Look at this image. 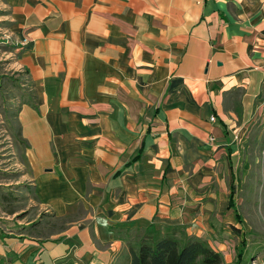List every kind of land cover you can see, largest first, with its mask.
Instances as JSON below:
<instances>
[{
  "label": "crops",
  "instance_id": "1",
  "mask_svg": "<svg viewBox=\"0 0 264 264\" xmlns=\"http://www.w3.org/2000/svg\"><path fill=\"white\" fill-rule=\"evenodd\" d=\"M5 3L27 39L19 123L42 219L0 222V264H117L134 233L175 226L221 254L227 168L264 125V0Z\"/></svg>",
  "mask_w": 264,
  "mask_h": 264
},
{
  "label": "rangeland",
  "instance_id": "2",
  "mask_svg": "<svg viewBox=\"0 0 264 264\" xmlns=\"http://www.w3.org/2000/svg\"><path fill=\"white\" fill-rule=\"evenodd\" d=\"M26 42V38L17 34L12 11L5 0H0V222L3 230L11 227L7 222L32 226L40 224L42 219L32 222L39 214V207L32 192L31 168L21 143L19 123L23 104L34 99V89L28 84V71L22 67L19 49ZM261 123L259 120L254 129L241 135L231 166L227 168L231 175L226 183L234 185L235 206L230 214L242 236L238 238L232 233L213 238V242L225 248L221 255L226 252L222 255L226 264H236L242 240L246 242L242 251L245 264H264V125L260 127ZM143 232L132 235L133 246H137ZM184 234H187L185 229ZM213 244L218 249V244ZM126 255L117 264H125Z\"/></svg>",
  "mask_w": 264,
  "mask_h": 264
},
{
  "label": "trees",
  "instance_id": "3",
  "mask_svg": "<svg viewBox=\"0 0 264 264\" xmlns=\"http://www.w3.org/2000/svg\"><path fill=\"white\" fill-rule=\"evenodd\" d=\"M234 206L232 191L230 208ZM157 231L148 228L140 236L137 246L130 244L125 264H226L222 255L207 241L184 234V230L179 226L165 229L162 236H159L160 231ZM233 231L242 236L240 229L234 227ZM242 244L236 264L246 263L242 252L246 242L242 240Z\"/></svg>",
  "mask_w": 264,
  "mask_h": 264
},
{
  "label": "built area",
  "instance_id": "4",
  "mask_svg": "<svg viewBox=\"0 0 264 264\" xmlns=\"http://www.w3.org/2000/svg\"><path fill=\"white\" fill-rule=\"evenodd\" d=\"M211 120H212V121H214V120H215V118H212ZM253 264H257V263H256V262H254ZM258 264H259V263H258Z\"/></svg>",
  "mask_w": 264,
  "mask_h": 264
}]
</instances>
